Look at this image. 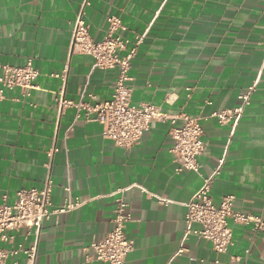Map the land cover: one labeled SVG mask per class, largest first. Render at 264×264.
Here are the masks:
<instances>
[{"label": "crops", "instance_id": "1", "mask_svg": "<svg viewBox=\"0 0 264 264\" xmlns=\"http://www.w3.org/2000/svg\"><path fill=\"white\" fill-rule=\"evenodd\" d=\"M83 5L95 39L104 37L111 15L122 20L118 33L130 40L127 49L142 38L131 69L133 104L203 117L201 174L177 171L169 123L154 122L137 145L124 148L104 138L84 108L60 112L61 94L76 104L102 102L118 79V69H102L93 56L71 50ZM263 36L264 0H0V62L31 58L39 70V88L30 95L0 84V196L12 204L18 190L41 188L50 172L54 207L66 198L83 202L45 219L39 234L15 230L3 246L37 244L35 264H107L87 259L82 248L113 229L117 190L131 188L126 230L135 246L124 264H264V230L250 225L230 220L234 244L224 253L199 236L184 239V204L221 158L214 203L231 194L235 210L264 218ZM253 83L236 122L210 116L240 104L238 95ZM9 262L26 264V257L21 252Z\"/></svg>", "mask_w": 264, "mask_h": 264}, {"label": "built area", "instance_id": "2", "mask_svg": "<svg viewBox=\"0 0 264 264\" xmlns=\"http://www.w3.org/2000/svg\"><path fill=\"white\" fill-rule=\"evenodd\" d=\"M88 4V2H85ZM84 4V5H85ZM83 8L77 15L71 33V50L76 53L88 54L94 57L96 65L102 69H118V79L110 99L90 103H74L61 94L57 98L60 112L68 106H77L87 110L86 114L102 125V135L116 146L131 148L137 145L154 122L170 124V136L173 141L170 152L179 164L177 171L183 169L201 174L200 157L207 149L203 139V117H192L181 112L172 114L164 112L159 106L143 102L133 104V77L131 69L137 47L142 38L137 36L134 45L127 49L130 40L118 33L125 29L122 20L117 15L108 18V28L104 37L97 40L90 31ZM264 46V36L262 40ZM0 84L9 89L20 87L25 95H30L33 89L39 88L35 83L39 70L31 58L23 64L0 62ZM59 77L60 74H54ZM256 83L250 84L238 95L240 104L230 108L219 109L210 116L216 117L221 124L236 122L244 109L250 104ZM92 115V116H91ZM58 150L53 146L50 156ZM224 158L219 160V166L211 176L203 177V184L194 196L186 202L185 237L196 235L208 240L217 253L227 252L234 244L233 229L230 223L250 225L255 231L264 230V218L233 208L234 195L223 196L221 202L214 203L211 185L216 175L221 171ZM53 180L49 172L41 188H22L18 190L14 203L7 202L8 195L0 196V264H11L9 258L24 253L26 264H35L37 244L30 246L19 243L9 248L4 243H12L15 230L26 228L28 232L40 233L42 223L52 214L72 211L83 202L79 197L66 198L59 207L52 203ZM68 190V188H66ZM131 188H118L116 208L113 216V229L104 236L95 237L88 246L82 248L83 254L89 260H101L107 264H124L126 256L134 249V240L128 236L127 223L132 220L128 210L129 202L126 192ZM142 191L144 189L141 188ZM168 204V200H161ZM185 248L178 254L184 253ZM218 263V261H216Z\"/></svg>", "mask_w": 264, "mask_h": 264}]
</instances>
